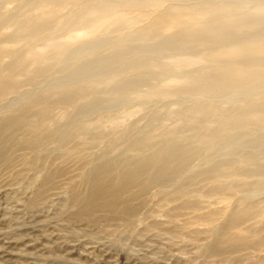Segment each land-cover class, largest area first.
Segmentation results:
<instances>
[{"label":"rangeland","instance_id":"1","mask_svg":"<svg viewBox=\"0 0 264 264\" xmlns=\"http://www.w3.org/2000/svg\"><path fill=\"white\" fill-rule=\"evenodd\" d=\"M29 1L0 6V81L14 72L20 82L0 99V264H264V246L209 251L230 216L243 215L236 229L264 220L254 170L264 166V128L241 112L253 103L264 113V86L202 95L186 81L219 79L226 61L173 62L206 55L216 40L171 36L189 25L160 31L156 12L125 10L110 28L74 36L62 11L18 32L45 11ZM259 2H243L246 17ZM55 43L67 50L55 56ZM26 54L37 61L20 64Z\"/></svg>","mask_w":264,"mask_h":264},{"label":"bare ground","instance_id":"2","mask_svg":"<svg viewBox=\"0 0 264 264\" xmlns=\"http://www.w3.org/2000/svg\"><path fill=\"white\" fill-rule=\"evenodd\" d=\"M181 1L186 3L187 0H34L33 2L29 1V5L36 10L42 9L45 11L37 17L27 16L20 20L17 31L31 30V32H36L45 21L57 18L62 11H65L66 22L69 25L74 23L78 26L74 36H88L98 33L104 28L108 29L118 18H124L122 11L133 9L143 14H140L139 17H147L156 12L151 20V25H157L160 31H168L173 27L183 28L184 25H189L186 29L180 28V32H175L171 36L189 37L195 41L199 39L207 42L216 40V47L206 55L191 59H177L173 62L175 66L184 67L202 62L216 65L221 61H226L219 67L221 69V77L219 79L207 78L200 74L186 81V83L188 82L187 84L197 86L202 95H207L214 88H238L254 82L256 86H264V26L260 27L255 34L251 32L254 35H246L249 29H253V27L256 29V26L264 23V0H260L261 2L254 7V14L251 15V18L247 16L250 19L246 17L247 8L244 10L245 4L243 2L245 0H203L196 7H192L193 5L179 6L175 3ZM6 2L7 0H0V6H5ZM166 2H169V4L162 10V6ZM187 9H191V11L184 12ZM127 19L132 22L137 18L130 16ZM227 37L230 39L229 44L220 43ZM2 50L0 46V54ZM66 50L67 48L60 43H55L53 46L55 56L62 54ZM240 59H246L247 64L243 67L237 65L236 62ZM20 61V64H33L37 61V58L34 55L26 54L22 56ZM14 76H16L15 73L11 72L8 77L0 81V99L13 93L20 83ZM70 93L73 95L79 94L77 91H71ZM49 104L46 101L40 103L37 111L40 113L47 111ZM261 104L262 106L264 105V97L261 100ZM248 105L251 108L243 109L241 111L242 114L244 113L247 119H253L259 125V129L264 128V113H261L253 103ZM203 112L201 111V114ZM213 112L214 109H207L208 116H211ZM18 121H20V117L17 115L9 119L8 124L15 127L20 124ZM257 164L259 165V163ZM254 168L257 175L264 179V166L254 165ZM252 183H255V181ZM127 184L126 182V184L121 186L126 187ZM241 217L243 215H232L229 219H226L218 232L222 234V237L215 240L209 248L211 253L223 252L230 247L238 249L264 246V233L262 238L257 236L258 234L260 235V232H264V220L259 229H255V223V226L249 225L245 228L236 229V226L242 220Z\"/></svg>","mask_w":264,"mask_h":264}]
</instances>
